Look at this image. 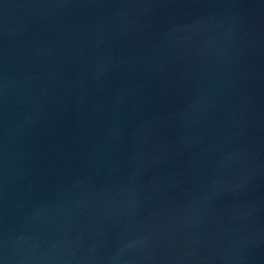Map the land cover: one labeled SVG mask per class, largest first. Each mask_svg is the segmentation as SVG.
I'll use <instances>...</instances> for the list:
<instances>
[{
    "label": "water",
    "instance_id": "obj_1",
    "mask_svg": "<svg viewBox=\"0 0 264 264\" xmlns=\"http://www.w3.org/2000/svg\"><path fill=\"white\" fill-rule=\"evenodd\" d=\"M0 264H264V0H0Z\"/></svg>",
    "mask_w": 264,
    "mask_h": 264
}]
</instances>
